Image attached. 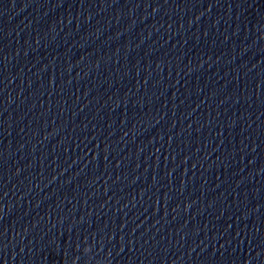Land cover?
I'll return each mask as SVG.
<instances>
[{"label": "water", "instance_id": "95a60500", "mask_svg": "<svg viewBox=\"0 0 264 264\" xmlns=\"http://www.w3.org/2000/svg\"><path fill=\"white\" fill-rule=\"evenodd\" d=\"M0 264H264V0H0Z\"/></svg>", "mask_w": 264, "mask_h": 264}]
</instances>
